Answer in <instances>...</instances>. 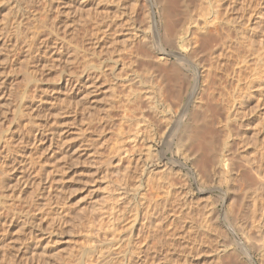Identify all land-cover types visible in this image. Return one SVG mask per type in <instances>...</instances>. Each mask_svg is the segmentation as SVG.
<instances>
[{
    "label": "rangeland",
    "instance_id": "obj_1",
    "mask_svg": "<svg viewBox=\"0 0 264 264\" xmlns=\"http://www.w3.org/2000/svg\"><path fill=\"white\" fill-rule=\"evenodd\" d=\"M68 1L69 7L58 8L57 0H0V264H264V168L259 169L264 164V89L262 99L250 97L240 108L232 100L236 82L222 76L215 97L204 106L205 99L196 103L201 119L210 121L208 125L200 120L203 127L212 124L215 130L213 145L202 152L198 171L190 164L164 173L161 160L172 159L177 148L172 153L162 147H157L152 168L143 170L137 162H125L119 170H110L104 165L112 159L111 149L138 124L148 139L149 132L164 130L163 119L151 122L153 98L161 111L170 107L173 113L180 108L171 90L176 72L169 70V63L156 64L155 59L142 57L149 50L125 38L133 25L151 29L153 22L161 20L156 0H116L98 7L101 0H81L85 1L81 10L77 0ZM173 1L181 29L208 6L207 0ZM240 2L220 0L215 8L219 5L222 18L240 16ZM230 3L233 13L231 7L225 12ZM254 9L262 12L264 33V1H253L246 12L254 15ZM106 22L113 24L109 33ZM232 26L227 29L234 36ZM95 37L101 39V48L92 46ZM210 58L196 53L194 63L208 66ZM69 59L74 60L72 64L67 63ZM114 61L123 63L124 70ZM151 63L163 67L156 70L166 71L168 83L172 77L168 89L173 93H168L174 96H165L167 90L164 96L157 91L148 105L143 97L151 98L149 88L155 84ZM183 70V75L194 73L193 67ZM95 73L96 77L103 74V90L93 109L73 100L65 81L75 77L84 84ZM195 90L193 82L186 94ZM216 103L231 108V120L225 119ZM237 109L242 112H234ZM207 128L202 129L204 133ZM39 132L54 136V150L59 142H66L64 168L50 157L48 145L37 142ZM201 135L199 141L206 136ZM211 148L228 156L234 173L224 171ZM141 150L138 157L144 159L145 148ZM116 192L123 200L119 199V205L115 202L116 227L111 229L108 219L100 218L97 211L112 208L106 195ZM136 216L139 221L131 236L127 228ZM32 224L44 229L43 234L36 233L43 239L31 236Z\"/></svg>",
    "mask_w": 264,
    "mask_h": 264
},
{
    "label": "bare ground",
    "instance_id": "obj_2",
    "mask_svg": "<svg viewBox=\"0 0 264 264\" xmlns=\"http://www.w3.org/2000/svg\"><path fill=\"white\" fill-rule=\"evenodd\" d=\"M57 1L60 2L57 4L58 8L64 7V6L66 8V6H68V7L70 6V2L68 0H57ZM112 1H113V3L116 2V0H110V1L109 0H104V1L101 0L96 5L98 7V6L102 5V3H103V5L106 6L109 4V2H111V4H112ZM136 1L138 2L139 0H136ZM172 1L173 0H156V2L158 4V8H159V13H160V19H161V20H159L160 22L159 21L153 22L151 29H150V27H149V29L138 28V27H135L132 23V25H133L132 30H130L132 32L129 31L127 33V36H125V38L128 37L127 39L132 40V43L137 42V44H139L138 45L139 47H141V46L143 48L146 47V49L149 50L147 53H149V52L150 53L147 55H146V53H144V55L142 57L145 56L149 59H155L156 64L164 63L168 66V63H169V66L172 65V67H170L169 70H172L171 68H173V71L176 72L173 79L171 77L170 81L168 83L169 79H167V76L165 75L166 74L165 70L166 69L168 70V67L166 66V69L163 70L165 72L162 73V71L156 70V68L159 69L160 67H161L160 70H162L163 69L162 66H160V67H159V65L153 66L155 63H153V64L151 63L152 67H153L151 69H152V71L154 69V72H155V73H152L153 78H155V81H154L155 84H152V86L149 88L150 92H151V98L148 97V99H147L144 96V94H143L144 92H143L142 94L145 97V98L143 97V99H145L149 105L150 100H152L153 95H155V93H157V91H158V94H160V95L162 92L163 96H164L166 90L168 93V90L170 89L169 84L173 83L172 87H171V90H174V94H175V96L174 95L173 96L181 102V104H179L180 103L179 101H178L179 103H177L181 106L178 105V107H180V108L173 113H171V111H173V109L171 110L168 105H166L167 107H169L167 110L165 109V110L161 111L158 108L157 100L154 101V98H153L152 102H154V103H152L149 106V110L151 111L152 115L154 116V119L151 120V122L154 120L157 121V119L159 120L160 118L163 119L164 122L166 123V126H164V130L162 129V132H160V133L155 132V130L151 131V133L149 132L148 134L151 137L148 139L145 136L144 132L141 131V125L138 124V127H136V130L131 132L130 135H128L125 138L121 137L120 144L119 145L117 144L118 146L115 145L116 147H113L112 149H111L112 146L110 147V149L113 150V152H111V153H114V154L112 155V159L110 161L107 160V163L108 162L109 163L107 165H104L106 168H107V166H109L108 169H110V170H119L121 167H124L125 162H128L129 165H133L135 162H137V163L141 164L138 167L143 168V170L145 169L144 167H146V166H150L152 168V167H154V163L156 162V161L155 162L153 161V160H155L153 157L156 155V151H158L157 147H162L164 149L168 148L169 150L172 151V153H173V150L175 148H177V153L176 154L174 153L175 155H173L172 159H168L166 161H163L164 159L161 160L162 158L160 159L161 162H163V165H162L163 170L162 171L164 173L165 172L170 173L175 168H179V170L178 169L177 170L180 171V169L181 168L183 169L185 167V165H190V164H192L194 168H197V171H198L199 170L198 167L200 165L197 167V164L199 163V159L202 157V154H203L202 152H204L206 150L208 151V148L211 147L210 145H213L212 144V137L215 136V132H214L215 130L212 127V124L210 127L208 126L210 124L209 123L210 121L208 122V121H205V119H201V117H200L201 115L198 114L199 109L196 110V103L201 104V102H204V99H205L206 101L203 104V106H204L206 104V102L211 101V99H213L215 97V94L217 92L218 87L222 86V76H225L227 79L231 78L232 80H234L236 82V85H235L236 88L233 92L234 95L232 97V100L236 99L237 104L238 105L240 104V106H239L240 108L244 105L245 101L250 99V97H258V98L262 99L261 98L262 97V89H264V86H263V82H264V61H263V59H264V57H263L264 45L262 42V40H264L262 38V34H264V33H262L263 32L262 31V12L260 11L261 8L258 11L256 9H254L255 10L254 15H253V13L252 14L247 13L251 9L246 12V10L251 7L252 2L255 0H241V2H240V3H242V5H241L242 9L241 10H243V11H241V10L240 11L243 13L240 16H239V14L232 16L231 12L233 13V9H232L233 7L231 6V3L228 4L227 7L225 8V12L227 10H229V8L231 7L230 8V9H232L230 12L231 16H228L225 18H222L223 15H221L218 11L219 5L217 6V8H215L216 7L215 3L219 2L220 0L216 1L215 3H214L215 0H213V2H212V0H207L208 3L207 2L205 3V4H208V6L206 5L207 9L204 11L203 8H206V7H203L202 8L203 12L201 14H199L198 17L196 18V20L194 22H192L186 29H181V27L180 28L178 27V20H176L177 13L175 11V5L172 4ZM260 1H262V0H260ZM77 2H78L77 8L80 10L84 9V2L85 1L81 2V0H77ZM184 2H185V0H184ZM173 3H174V1H173ZM238 3H239V1H238ZM257 3H259V1H257ZM203 4H204V1L202 3V6H203ZM260 5L262 6L261 3H260ZM224 7H225V5H224ZM221 8H222V6H221ZM106 11H107V9H106ZM228 13L229 12H227L226 14H228ZM252 15H253V17H252ZM229 17H231V18L228 19ZM245 19L247 20L246 22H245ZM129 20L131 21L130 18H129ZM166 21H168L167 22L168 24H166ZM236 22L238 24L234 25ZM104 24H107V22ZM112 25H113L112 23L110 25L107 24V26L105 28L106 33L111 32L110 29H111ZM229 26H232L230 28H232V31L234 30V32H235V33L233 32L235 34L234 36H233V34H231L232 32L229 33L230 30L227 29V28H229ZM130 40L128 42H131ZM100 41H101V39H99V38H96V41H93L95 43H93L91 41L93 43L92 46L95 48H99L101 46L99 43ZM196 53H201L202 56H205V57L210 56L211 57L210 59L212 61L210 62V64L208 66H205L204 64L197 63V62H196L197 63L196 64V63H194L196 61V60H194V55ZM70 57H72V56H70ZM66 59H68V58H66ZM69 60H67V63L71 62V60L70 61ZM119 60H120V58H119ZM145 60L148 61L147 59H145ZM118 61H114V63H116V65L122 66L120 71L124 70L125 67H124L123 63L119 64ZM72 62H71V64H72ZM148 62H150V61H148ZM233 62H235V63H233ZM161 65H163V64H161ZM187 66L194 68V73L191 76H190V74L187 75L186 70H185L186 74L183 75V73H181L183 69L187 68ZM113 68H114V66H113ZM164 68H165V66H164ZM158 72H160V73H158ZM174 72H171L170 76H172V73L174 74ZM101 73H99V74H101ZM167 74L169 75V73H167ZM180 74H182V75L180 76ZM97 75L98 74H96L95 77H93L94 75L92 77L88 76V78L85 80L84 84L81 82H78V80H75L76 79L75 77H74V79H73V77L72 78L68 77V79H66V81H65L66 82L65 86H67V90L69 91V93L72 96L71 98H73V100L74 99L78 100V102H81V103L83 102L86 105L93 106V109H94V107H95L94 104H96L98 102V98L101 94V93H99L101 88H102V82L100 80V77L101 76L103 77V74L101 76L99 75L100 77H96ZM168 78H169V76H168ZM171 79H172V83H171ZM189 79H192V83H190V84L188 83V85H189L188 86L187 81ZM129 82L130 81H128V83ZM193 82H194L196 90L192 94H190L189 92L186 94V90L193 84ZM125 83H126V81L124 82V84ZM184 84H185V88H184ZM168 87H169V89H168ZM171 90H169V92L173 93V91H171ZM68 91H67V93H68ZM140 92H142V91H140ZM166 94H165V96H170L169 93H168L169 95L168 94L166 95ZM136 96H137L136 98H140L139 97L140 95L139 96L136 95ZM173 96H170V97H173ZM168 98L169 97H167V99ZM207 104H209V103H207ZM215 105H216L215 107L221 109L219 111L225 112V114H226L225 119L226 120H231V118H232L231 116L233 115V111L230 112L231 108L229 110L228 109L226 110V109H223L222 105H220L218 103H216ZM199 106H201V105H199ZM199 106L197 105V108ZM203 106H202V108H203ZM193 109H195V111L197 113ZM219 111H218V113H219ZM201 112L203 113L204 111L202 110ZM234 112L239 113L242 111H239V109H237V111L235 110ZM234 115H236V114H234ZM202 118H204V117L202 116ZM200 120H202L203 122H206V123L208 122L209 124L208 123H207L208 125L204 124V127H203V125H202L203 123ZM208 120H210V119H208ZM155 123L156 122H153V124H155ZM229 123H231V122H229ZM229 123H228V125H230ZM160 127H162V126L160 125ZM206 127H208V128H207V131L205 132L206 133L205 134L202 129L204 128V130H205ZM201 132L203 133V135H206L205 138H203L204 136L202 137L203 138V140L201 139L202 142L199 141V138H200L199 136H202ZM79 135H82V134L80 133ZM45 136L46 135H44V133L39 132L37 142H39L41 145H43L45 147H46V145H48L46 150H48V154L50 155V157L55 159V163H59L62 166L65 165L64 162L66 160L65 159L66 151H64V150L67 148L65 146L66 142L65 143L62 141L59 142L60 144H59L58 148L56 150H54L55 147L52 148V146H54L53 145L54 136H52V138L45 137ZM126 142L128 143V145ZM195 142L199 143L198 146H196L197 143H195ZM102 145H100V147ZM141 147L145 148V151H146V156H144V159H143L142 155H141V157H138L139 154L143 153V151L141 150ZM68 149H66V150H68ZM209 150H211L210 152L212 153L213 159L216 162L222 163L224 171H226L227 174L234 173V168H233L232 164L230 165L228 163L229 159L227 158L228 157L227 155H226L227 157H225L221 153L217 154V152L214 151L212 148ZM263 150H264V148H263ZM44 151H45V149H44ZM43 154H44V152H43ZM97 154L99 155L100 153H96V155ZM176 157H178V158H176ZM261 157L264 158V154H262ZM110 158H111V156L108 159H110ZM155 158H156V156H155ZM142 159H143V161H142ZM184 160L186 162H184ZM157 161H159V160H157ZM263 162H264V160H263ZM60 165H58V166H60ZM5 167H8V166H5ZM248 167H250V166L249 165L243 166V169L247 170ZM259 167H260L259 169L262 168V170H263L264 164L261 162L259 164ZM63 168H64V166H63ZM203 168H204V170H207V167L205 165H203ZM53 169L57 170L56 167ZM1 170H3V169H1ZM52 170L50 172L54 171V170L53 171ZM46 174L48 175V173H46ZM51 174H50V176H51ZM172 174H173V172H172ZM30 178H32V176ZM25 180H27V178H25ZM5 181H6V179H5ZM28 181H29V179H28ZM20 184H21V182H20ZM27 184H28V182H27ZM2 186H3V184H2ZM163 186H165V185H163ZM172 190H173V188H172ZM114 193L113 194L108 193V195H106V199L108 196L109 200L112 202V203L110 202V204L112 205L111 206L112 208H110V209L108 208L105 210L103 208H107V207H102L103 213L100 211L101 209L100 210L98 209V211H97L98 215L99 214L101 215V217L99 216L100 218H102V219L107 218L108 219L109 224H111V229H112V227L113 228L116 227V225H115L116 219L114 216L115 212H113V211H116L115 210V208H116L115 204L117 203L119 205V199L123 200L122 197H120L121 195L120 196L117 195V192H116V194H114ZM117 200H118V202H117ZM7 208H9V207H7ZM99 208H101V206H99ZM137 218H138V216H136L134 218V220H132L133 224H131L130 227L128 226L129 228L126 227L127 232L129 229V233H131L130 234L131 236H133L132 232L136 226L137 221H139V220L136 221ZM23 224L25 225V223H23ZM32 226H33V224H32ZM33 227H34V229L32 231H29L31 233V236H37L36 235L37 232L40 234L44 233L43 232L44 229H42L40 226H36V227L33 226ZM20 231H21V229H20ZM39 231H41V232H39ZM51 232H52V230H51ZM3 233H4V231H3ZM55 233H53V234H55ZM50 235L48 236L49 239H50ZM41 236L40 237L37 236V239L41 238ZM43 236H42V239H43ZM49 239H47V241H50ZM114 242H116V241L111 240L110 243L113 244ZM46 245H47V243H46ZM117 245H118V243H117ZM112 246H114V245H112ZM123 247H125V246H123ZM119 248H121V247H119ZM228 251H226V252H228ZM220 252H222V251H220ZM223 253H224V251H223ZM96 263H93V264H96ZM108 264H109V262H108Z\"/></svg>",
    "mask_w": 264,
    "mask_h": 264
}]
</instances>
